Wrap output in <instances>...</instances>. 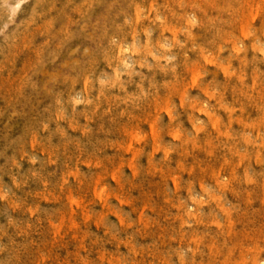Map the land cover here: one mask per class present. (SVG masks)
<instances>
[{
  "label": "rangeland",
  "instance_id": "obj_1",
  "mask_svg": "<svg viewBox=\"0 0 264 264\" xmlns=\"http://www.w3.org/2000/svg\"><path fill=\"white\" fill-rule=\"evenodd\" d=\"M0 264H264V0H0Z\"/></svg>",
  "mask_w": 264,
  "mask_h": 264
},
{
  "label": "bare ground",
  "instance_id": "obj_2",
  "mask_svg": "<svg viewBox=\"0 0 264 264\" xmlns=\"http://www.w3.org/2000/svg\"><path fill=\"white\" fill-rule=\"evenodd\" d=\"M256 16V15H255ZM253 20H254V18H253ZM192 22V21H191ZM188 26H189V24H188ZM225 70V69H224ZM232 77V76H231ZM217 121V120H216ZM215 123V122H214ZM220 123V122H219ZM216 124V123H215ZM214 127H215V125H214ZM219 128H220V126H219ZM215 129V128H214ZM217 129V128H216ZM154 131V130H153ZM157 132V131H156ZM151 134H152V132H151ZM140 139V138H139ZM73 201H75V200H73ZM79 204V203H78Z\"/></svg>",
  "mask_w": 264,
  "mask_h": 264
}]
</instances>
